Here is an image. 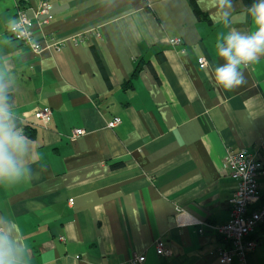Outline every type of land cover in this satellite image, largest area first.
Returning <instances> with one entry per match:
<instances>
[{
    "label": "crops",
    "instance_id": "1",
    "mask_svg": "<svg viewBox=\"0 0 264 264\" xmlns=\"http://www.w3.org/2000/svg\"><path fill=\"white\" fill-rule=\"evenodd\" d=\"M41 1L0 0V61L37 161L30 181L0 185V215L18 223L30 264H220L209 226L229 221L237 186L224 158L246 150L264 169V57L226 91L208 66L223 63L215 42L228 29L199 0L201 18L189 0H47V17ZM20 11L39 54L9 34ZM230 22L250 29L241 1ZM250 238L245 264H264V224Z\"/></svg>",
    "mask_w": 264,
    "mask_h": 264
},
{
    "label": "clouds",
    "instance_id": "2",
    "mask_svg": "<svg viewBox=\"0 0 264 264\" xmlns=\"http://www.w3.org/2000/svg\"><path fill=\"white\" fill-rule=\"evenodd\" d=\"M204 10H215L210 17L227 31L217 34L215 49L223 63L209 65L215 84L233 91L244 81L243 70L264 57V0H254L246 8L251 20L247 32L230 26L233 0H199ZM30 26V25H29ZM8 31L20 38L25 29L18 19L8 22ZM14 81L0 61V185L12 187L33 178L31 165L36 161L31 140L24 134L23 121L14 103ZM31 250L18 223L0 215V264H30Z\"/></svg>",
    "mask_w": 264,
    "mask_h": 264
},
{
    "label": "built area",
    "instance_id": "3",
    "mask_svg": "<svg viewBox=\"0 0 264 264\" xmlns=\"http://www.w3.org/2000/svg\"><path fill=\"white\" fill-rule=\"evenodd\" d=\"M50 11V4L47 0L41 1L38 7V15L47 17ZM18 23L25 30L20 32V38L16 34L9 32L10 36L26 45L33 53L39 54L43 48L33 39L30 31L31 22L25 12L20 11L17 14ZM47 19L42 23L46 24ZM30 25V26H29ZM171 46L180 45V39L169 40ZM58 49V48H56ZM206 61L204 58L198 60V66L204 67ZM37 120L47 123L50 118V111L43 110L35 114ZM121 124L120 119H114L107 124L109 129H113ZM84 134L83 130H75L72 139ZM229 176L236 182V190L229 201L230 219L227 223L218 226H209L220 240L222 247L217 250V256L220 264H232L234 260L240 264L246 263V257L253 252L255 241L250 238L253 230L261 224H264V198L258 193V179L264 176V169L261 163L251 156L246 150H240L235 153H227L224 158ZM254 207V208H252ZM178 215H183L177 211ZM195 227L204 226V224L191 221ZM182 226V223L178 224ZM155 254L159 257H170L171 251L156 246ZM143 256H133L126 264H143Z\"/></svg>",
    "mask_w": 264,
    "mask_h": 264
},
{
    "label": "trees",
    "instance_id": "4",
    "mask_svg": "<svg viewBox=\"0 0 264 264\" xmlns=\"http://www.w3.org/2000/svg\"><path fill=\"white\" fill-rule=\"evenodd\" d=\"M189 1H190L191 5L193 7L194 15L197 18H201L200 12L196 8V1L197 0H189ZM233 1H236V0H233ZM238 1H241L245 8H247L248 6H250L254 2V0H238ZM140 68H141V63L139 62V63L136 64V66L134 68V72L132 74V78L135 77L137 75V73H139Z\"/></svg>",
    "mask_w": 264,
    "mask_h": 264
}]
</instances>
